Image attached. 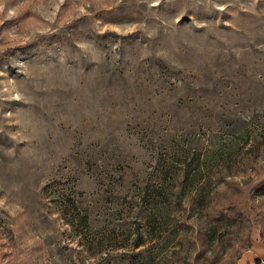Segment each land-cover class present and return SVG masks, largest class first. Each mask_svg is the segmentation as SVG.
Masks as SVG:
<instances>
[{
  "label": "rangeland",
  "instance_id": "1",
  "mask_svg": "<svg viewBox=\"0 0 264 264\" xmlns=\"http://www.w3.org/2000/svg\"><path fill=\"white\" fill-rule=\"evenodd\" d=\"M263 185L264 0H0V264H264Z\"/></svg>",
  "mask_w": 264,
  "mask_h": 264
},
{
  "label": "trees",
  "instance_id": "2",
  "mask_svg": "<svg viewBox=\"0 0 264 264\" xmlns=\"http://www.w3.org/2000/svg\"><path fill=\"white\" fill-rule=\"evenodd\" d=\"M199 173V172H198ZM264 186V185H263ZM200 199H199V203L204 205L206 203V201L208 200L207 196H208V193L206 195H200ZM218 208L220 209V217H223L222 216V213L224 215V213L226 212V209H229L230 207H227L225 208L224 206H218Z\"/></svg>",
  "mask_w": 264,
  "mask_h": 264
},
{
  "label": "crops",
  "instance_id": "3",
  "mask_svg": "<svg viewBox=\"0 0 264 264\" xmlns=\"http://www.w3.org/2000/svg\"><path fill=\"white\" fill-rule=\"evenodd\" d=\"M240 261H241V259L239 260V262H238L237 264H241V262H240Z\"/></svg>",
  "mask_w": 264,
  "mask_h": 264
}]
</instances>
